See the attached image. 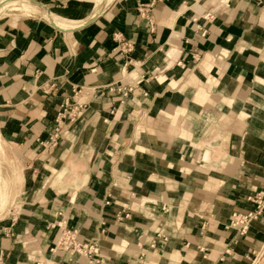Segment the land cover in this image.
Masks as SVG:
<instances>
[{
    "label": "crops",
    "instance_id": "crops-1",
    "mask_svg": "<svg viewBox=\"0 0 264 264\" xmlns=\"http://www.w3.org/2000/svg\"><path fill=\"white\" fill-rule=\"evenodd\" d=\"M22 2L0 16V163L21 173L0 264H87L50 251L62 222L98 264H250L264 211L227 226L264 197V0Z\"/></svg>",
    "mask_w": 264,
    "mask_h": 264
},
{
    "label": "built area",
    "instance_id": "built-area-1",
    "mask_svg": "<svg viewBox=\"0 0 264 264\" xmlns=\"http://www.w3.org/2000/svg\"><path fill=\"white\" fill-rule=\"evenodd\" d=\"M121 50L125 52L130 50V44H126L123 48L121 47ZM116 90L124 96L126 95V92L131 89H120L116 87ZM56 136L57 132L53 133V139L50 140L51 144H54ZM247 199L254 203V209L245 214L232 213L228 219L227 227L240 236L246 233L249 224L256 220L261 212L264 211V197L256 196L254 199L247 197ZM60 229V235L55 245L50 249L51 252H60L70 256L83 258L86 260L87 264H98L100 262L98 245L94 240L81 238L76 230L66 227L63 222L60 223Z\"/></svg>",
    "mask_w": 264,
    "mask_h": 264
},
{
    "label": "rangeland",
    "instance_id": "rangeland-1",
    "mask_svg": "<svg viewBox=\"0 0 264 264\" xmlns=\"http://www.w3.org/2000/svg\"><path fill=\"white\" fill-rule=\"evenodd\" d=\"M93 1H95L96 3L100 2V0H93ZM104 1H106V0H104ZM14 2H19V0L14 1ZM3 3H5V1ZM3 3H0V9H1L0 10V16H4L7 13H11V12H15V11L20 12L19 10H16V9H21V10H25V11L32 9L30 7L29 3H26V2H22L20 5L19 4L9 5L5 8H3V7L10 4V3H13V2H10V3L2 6ZM45 18L46 19L49 18L50 20L53 21V23L57 27H60V28H68L71 25V22H68L65 20H59V19L54 18V17L52 18L50 15L47 17V13L45 14ZM116 87L117 86H115V89H116ZM108 89H110V87ZM2 153L5 155V147H3ZM10 153H11V151H10ZM3 157L4 156H2V159H3ZM0 168L2 169L3 177L8 182V185H9L8 186V193H7V192L3 191L4 190V188H2L3 183H1V181H0V205H1L0 211L2 213H5V212L10 213V211H9L10 206L12 205L13 207H15V205H16L15 200H16V197L18 195V191H19V188L21 185V173H20V170L12 162H9V161H1ZM8 208H9V210H8ZM251 257H253V259L250 262V264H254L257 259H258L257 264H264V255H262L261 258L258 257V254H257V257L255 256V254L252 255Z\"/></svg>",
    "mask_w": 264,
    "mask_h": 264
},
{
    "label": "bare ground",
    "instance_id": "bare-ground-1",
    "mask_svg": "<svg viewBox=\"0 0 264 264\" xmlns=\"http://www.w3.org/2000/svg\"><path fill=\"white\" fill-rule=\"evenodd\" d=\"M5 1V3H3ZM14 1H18V0H0V3H3V5L2 6H4V5H6V4H8V3H10V2H13V3H19V2H14ZM101 1V0H100ZM11 4V3H10ZM9 5V4H8ZM8 5H6V6H4L3 8H5V7H7ZM2 8V9H3ZM1 10V9H0ZM48 20L50 21V22H52L53 23V21L52 20H50L49 18H48ZM53 25V24H52ZM55 25V24H54ZM11 211L10 212H14L15 211V209H16V205H15V207H13L12 205H11ZM264 245L262 246V248H261V251L259 252V253H257L258 254V257L259 258H261L262 257V255H264ZM257 254H256V257H257ZM258 263V259L255 261V263L254 264H257Z\"/></svg>",
    "mask_w": 264,
    "mask_h": 264
}]
</instances>
